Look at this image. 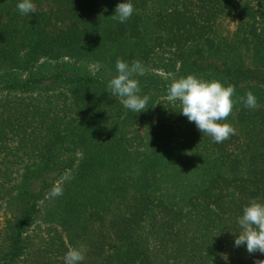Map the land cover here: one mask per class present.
<instances>
[{"label": "trees", "instance_id": "obj_1", "mask_svg": "<svg viewBox=\"0 0 264 264\" xmlns=\"http://www.w3.org/2000/svg\"><path fill=\"white\" fill-rule=\"evenodd\" d=\"M146 1L130 0L134 12L121 23L113 15L116 6L126 0H32L36 10L28 14L19 12L17 4L21 0H0L1 208L19 182L16 169L20 166L28 172L21 178L16 209L3 211L0 264H64L65 254L71 248L72 223L81 220L82 229L88 230V221L94 216V212L84 209L87 202H81L85 200L84 194L88 195L87 187L92 189L89 179L85 181L83 176L101 161L88 159L74 168L72 184L60 187L62 195L51 196L43 213L37 208L38 201L49 194L47 189L57 178L56 174L49 181L42 177L57 151L64 146L80 148L86 138L75 112L70 116L76 126L73 129L64 122V114L61 118L51 116L55 100L62 93L39 90L37 86L45 78L31 73L32 69L44 60L87 61L103 54L107 46L119 43L122 36L137 37L142 29L139 12L146 7ZM221 15L239 25L236 34L251 53V66L240 64L237 55L224 64L221 58L209 64L185 59L180 49L182 42L183 46L203 43L213 57L221 54L210 35ZM167 19L171 41L175 43L171 48L178 47V51L169 64L163 65L164 71L179 77L194 74L206 80L259 84L257 87L264 91V0H191L184 10L175 8ZM193 54L196 50L189 56ZM101 107L102 110L98 104L95 109L108 119L123 115L122 105L111 96L101 101ZM247 109L238 118L241 123L250 120L256 124L248 142H240L239 135H232L216 143L189 122L180 112V103L172 106L159 102L155 106L156 126L167 127L165 130L171 135L191 136L196 156L201 161L217 160L222 169L190 196L184 211L162 206L154 212L146 208L144 203L149 198L143 193L146 185L141 184L142 192L132 202L135 206L122 207L123 216L119 215L110 228L114 238L125 245L121 264H256L264 260V253L249 254L246 244L235 246L243 208L253 199L264 202L263 153L253 148L264 144V105L259 104L254 114ZM173 120L177 121L176 131L171 128ZM260 122L263 126H259ZM28 178L32 180L25 185ZM33 181L37 186L30 189ZM61 199L63 202H59ZM98 225L91 246L94 254L103 253L105 247L103 224L100 221ZM39 232L45 236L38 235Z\"/></svg>", "mask_w": 264, "mask_h": 264}, {"label": "rangeland", "instance_id": "obj_2", "mask_svg": "<svg viewBox=\"0 0 264 264\" xmlns=\"http://www.w3.org/2000/svg\"><path fill=\"white\" fill-rule=\"evenodd\" d=\"M190 3L191 0H147L146 7L139 12L142 29L137 37L122 36L119 43L107 46L103 54L97 55L100 57L96 56L87 61H75L70 58L44 60L38 62L31 71L45 78L38 84L39 90L62 93L60 98L55 100L56 106L51 116L61 118L64 114V122L68 124L69 129H73L76 126L70 120V116L76 113L77 121L81 120V130L86 138L80 148L64 146L58 150L52 164L45 171L46 174L42 175L46 180L53 178V174H56L57 178L47 189L49 194L43 195V199L37 203L40 213L48 207L53 188L60 189L62 185L72 184L70 182L75 180L74 168L83 159L101 161L92 172L83 176L85 181L89 179L92 184V189L87 187L88 195L84 194L85 200L81 201L82 204L87 202L84 209L88 213L94 212V216L88 221V230L82 229L84 225L81 220L73 222L69 229V233L72 234L70 247L83 244L87 249L81 264L123 262L125 245L114 238L110 228L123 216L122 207L124 209L133 205V199L142 192L141 184L146 185V192L143 193L149 198L144 203L146 208H152L154 212L162 206L184 211L190 196L204 187L211 175L222 169L219 161H201L196 156L195 141L191 136L171 135L165 130L167 127L163 129L155 125V106L159 102L172 106L179 103L170 102L167 97L170 84L180 77L163 70V65L169 64L174 52L178 51V47L171 48L175 43L171 41L172 32L168 30L167 18L173 14L175 8L184 10ZM156 21L161 27L159 25L156 27ZM237 26L239 27L236 22L224 15L218 18L210 35L221 50V54L214 57L203 43L183 46L182 42L180 49L187 62L199 59L198 62L204 61L209 64L221 58L220 62L224 64L229 57L237 55L236 59L240 64L251 66V53L244 43H240L239 35L236 34ZM192 50H196V54L189 56ZM104 57H108L107 61L102 62L101 58ZM118 58L129 64L134 60H140L146 69L145 74L137 79L141 88L140 95H148L150 99L146 109L139 113L126 109L121 103V98L113 96L107 87L108 82L117 75ZM185 64L187 65L186 62ZM222 83L232 84L226 81ZM233 85L236 88L234 99L237 103L227 122L236 128L235 135H239L240 142H248V138L256 130V124H251L250 120L243 123L239 120V113L245 109L239 98L244 97L250 90L255 94L257 103L264 105V91L260 90L263 88L257 87L261 86L259 84ZM108 96L122 105L123 115L120 118L108 119L95 109L99 104L102 110L101 101ZM72 100L78 105L76 106ZM250 111L252 114L255 113V109ZM173 121L171 128L176 131L177 121ZM259 126H263V122H260ZM253 148L262 151L264 160V144ZM70 163L72 165L67 167ZM262 166L264 167V164ZM23 168L19 166L16 169L19 182L9 193L12 199L10 196L7 197L6 206L0 207V224L3 222V211H14L18 205V194L23 183L21 178L28 174ZM31 180L29 178L25 180V185ZM36 186L33 181L29 188L35 189ZM144 198L147 199L146 196L142 197ZM100 221L103 224L101 232L106 238L105 247L103 253L94 254L91 246ZM43 233L39 232L38 235L42 236ZM65 234L69 236L67 231Z\"/></svg>", "mask_w": 264, "mask_h": 264}, {"label": "clouds", "instance_id": "obj_3", "mask_svg": "<svg viewBox=\"0 0 264 264\" xmlns=\"http://www.w3.org/2000/svg\"><path fill=\"white\" fill-rule=\"evenodd\" d=\"M21 14L35 12L36 6L32 0H21L17 4ZM134 7L130 0L119 3L115 9L114 19L126 22L133 14ZM117 75L108 82V89L113 96L121 98V103L126 109L139 113L146 109L150 97L140 95L141 88L137 77L143 76L146 69L140 60L131 64L123 59L116 61ZM235 85H225L220 80H206L194 74L175 79L168 88V100L179 101L180 112L189 122H193L197 129L210 136L214 142L222 143L236 134V128L227 122L237 103L234 99ZM244 106L249 109L259 108L257 98L252 91L239 98ZM52 196L62 195V191L53 188ZM240 233L236 234L235 246L246 244L249 254L259 251L264 253V202L253 199L243 208L242 215L238 218ZM86 247L83 244L71 247L64 257V264H81L85 259ZM256 264H264L258 260Z\"/></svg>", "mask_w": 264, "mask_h": 264}]
</instances>
